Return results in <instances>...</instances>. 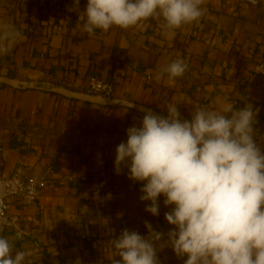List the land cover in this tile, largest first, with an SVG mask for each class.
I'll list each match as a JSON object with an SVG mask.
<instances>
[{
	"label": "crops",
	"instance_id": "1",
	"mask_svg": "<svg viewBox=\"0 0 264 264\" xmlns=\"http://www.w3.org/2000/svg\"><path fill=\"white\" fill-rule=\"evenodd\" d=\"M86 6L0 0V175L47 174L38 202L12 198L0 229L14 252L26 253L23 264H112L120 257L108 242L125 229L147 237L146 223L167 242L172 206L161 196L153 216L140 199L143 184L126 166L115 169L117 146L140 126V107L167 116L162 108L171 103L191 120L194 108L223 113L250 104L264 153V88L255 72L264 61V0H203L201 18L175 30L150 18L93 34L79 19ZM176 60L183 75L157 79ZM93 75L113 83L111 97L85 89ZM186 259L157 247L158 264Z\"/></svg>",
	"mask_w": 264,
	"mask_h": 264
},
{
	"label": "clouds",
	"instance_id": "2",
	"mask_svg": "<svg viewBox=\"0 0 264 264\" xmlns=\"http://www.w3.org/2000/svg\"><path fill=\"white\" fill-rule=\"evenodd\" d=\"M77 8L79 0H75ZM203 0H87L79 14L83 29H128L150 18L163 21L166 30L198 21ZM186 65L170 63L160 73L170 81L182 76ZM131 104L129 108L134 107ZM167 116L140 107V126L127 129L126 142L116 148L115 169L128 168L129 179L141 182L146 211L159 214L158 199L172 206L165 220L174 226L163 234L123 230L108 243L112 264H158L157 247L171 246L184 264H264V153L254 141L255 110L227 108L224 112L194 108L191 120H182L177 105L162 108ZM230 113V114H226ZM114 230H110L112 232ZM13 253H15L13 255ZM26 253L13 250L0 237V264H23Z\"/></svg>",
	"mask_w": 264,
	"mask_h": 264
},
{
	"label": "built area",
	"instance_id": "3",
	"mask_svg": "<svg viewBox=\"0 0 264 264\" xmlns=\"http://www.w3.org/2000/svg\"><path fill=\"white\" fill-rule=\"evenodd\" d=\"M232 2L233 0H222ZM257 5L260 0H239ZM255 72L261 78V86L264 88V61L255 64ZM85 89L94 94L109 98L112 96L113 83L104 80L100 76H90ZM47 185V174L26 173L22 168H17L7 175H0V229H3L5 220L9 216L11 199L18 198L28 204H36L41 193Z\"/></svg>",
	"mask_w": 264,
	"mask_h": 264
}]
</instances>
